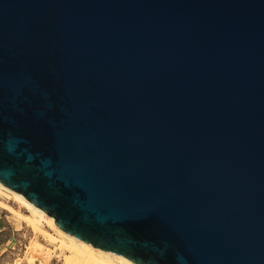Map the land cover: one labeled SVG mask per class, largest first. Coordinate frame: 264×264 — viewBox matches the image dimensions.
<instances>
[{"label": "water", "instance_id": "obj_1", "mask_svg": "<svg viewBox=\"0 0 264 264\" xmlns=\"http://www.w3.org/2000/svg\"><path fill=\"white\" fill-rule=\"evenodd\" d=\"M8 133L0 183L77 239L264 264V0H0Z\"/></svg>", "mask_w": 264, "mask_h": 264}, {"label": "rangeland", "instance_id": "obj_2", "mask_svg": "<svg viewBox=\"0 0 264 264\" xmlns=\"http://www.w3.org/2000/svg\"><path fill=\"white\" fill-rule=\"evenodd\" d=\"M31 216L9 192L0 189V264H20L22 258L28 264H64L59 235L47 223L34 224Z\"/></svg>", "mask_w": 264, "mask_h": 264}, {"label": "bare ground", "instance_id": "obj_3", "mask_svg": "<svg viewBox=\"0 0 264 264\" xmlns=\"http://www.w3.org/2000/svg\"><path fill=\"white\" fill-rule=\"evenodd\" d=\"M0 189L9 192L13 198L27 208L31 213V221L37 226L47 223L56 234L59 235L60 248L65 250L64 264H135L130 260L110 252L93 247L85 241L63 231L53 217H50L45 211L31 203L23 194L18 193L4 184L0 183ZM33 255L36 250L33 248Z\"/></svg>", "mask_w": 264, "mask_h": 264}, {"label": "clouds", "instance_id": "obj_4", "mask_svg": "<svg viewBox=\"0 0 264 264\" xmlns=\"http://www.w3.org/2000/svg\"><path fill=\"white\" fill-rule=\"evenodd\" d=\"M21 143H26L22 138L14 137L11 133H8V137L6 139L0 138V151H7L9 154L17 153V149H19L18 154H22L27 151L26 149H20L19 145ZM167 248V245H165ZM163 255V252H161ZM177 264H186L185 258L183 256H177Z\"/></svg>", "mask_w": 264, "mask_h": 264}, {"label": "crops", "instance_id": "obj_5", "mask_svg": "<svg viewBox=\"0 0 264 264\" xmlns=\"http://www.w3.org/2000/svg\"><path fill=\"white\" fill-rule=\"evenodd\" d=\"M1 257H2V256H1ZM1 257H0V258H1ZM8 259H10V260L12 261V258H11V257H8ZM20 264H28V263L26 262L25 259L22 258V262H21Z\"/></svg>", "mask_w": 264, "mask_h": 264}]
</instances>
